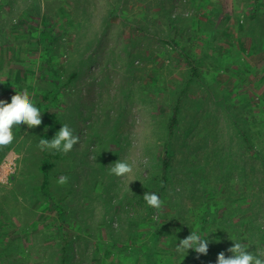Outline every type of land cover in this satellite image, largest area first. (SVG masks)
Segmentation results:
<instances>
[{
  "label": "rangeland",
  "instance_id": "1",
  "mask_svg": "<svg viewBox=\"0 0 264 264\" xmlns=\"http://www.w3.org/2000/svg\"><path fill=\"white\" fill-rule=\"evenodd\" d=\"M16 91L46 121L0 148V264H217L232 239L264 251V0H0V100ZM65 123L79 143L41 150ZM167 152L156 209L143 195ZM119 159L125 177L109 173ZM192 229L206 255L176 251Z\"/></svg>",
  "mask_w": 264,
  "mask_h": 264
},
{
  "label": "clouds",
  "instance_id": "2",
  "mask_svg": "<svg viewBox=\"0 0 264 264\" xmlns=\"http://www.w3.org/2000/svg\"><path fill=\"white\" fill-rule=\"evenodd\" d=\"M26 124L29 128H34L42 124V113L34 105L27 91L17 92L11 97V102L0 100V148L7 147L14 140L13 129ZM79 143V137L74 135L73 129L68 124H62V127L56 132L53 138H41L38 147L41 150H55L57 152L68 153L75 145ZM134 163V162H133ZM133 171V164L127 160H117L109 165V173L117 177H125ZM68 178L61 176L58 183L66 184ZM144 200L150 207L160 209L163 201L156 193L145 192ZM227 249L233 253L232 256H225L222 251L218 253L217 264H264V251L257 249L255 252L248 251L249 246L237 242ZM209 242L207 238L202 237L197 230H193L190 235L179 241L176 251L183 254L190 249H194L197 254H207Z\"/></svg>",
  "mask_w": 264,
  "mask_h": 264
},
{
  "label": "trees",
  "instance_id": "3",
  "mask_svg": "<svg viewBox=\"0 0 264 264\" xmlns=\"http://www.w3.org/2000/svg\"><path fill=\"white\" fill-rule=\"evenodd\" d=\"M75 73L72 74V78L75 77ZM191 75L193 76H199L200 73H199V69H198V66H197V61L195 59L192 60V73ZM186 87L180 92V95L178 96L177 100H176V104L174 105L173 107V113H172V117H171V121H170V131L172 132V130L174 129L175 125H176V122L178 120V113H179V110H180V106L182 104V97H183V94H184V91H185ZM51 93L49 92L44 98H43V101L39 102L40 106L42 107L44 105V103H46L48 100L52 99L51 98ZM56 97V95L54 94L53 96V99ZM49 115L47 116V120H53V118H48ZM46 120H42V122H45ZM53 125H58V122L57 121H53L52 122ZM52 160L51 158L47 159L46 161V164L43 166V170L45 172H48L50 171V168L52 167ZM169 169H170V156H169V152H167L164 156V160H163V171H162V177H161V180H162V185L160 187H158L157 189H153L151 190V193H156L161 199H162V196H163V192H164V189H165V184L168 180V174H169ZM45 190V188H44ZM47 196H48V199L52 202H54V198L52 196H50V193L48 191V189L46 188L45 190ZM60 217H61V220H62V224H61V227L63 228V231L66 232L67 230V227L65 226V222H66V212H65V209L64 208H61L60 210ZM69 244V239H66L65 240V244H64V252H66L67 250V245ZM64 263H65V259H63Z\"/></svg>",
  "mask_w": 264,
  "mask_h": 264
}]
</instances>
